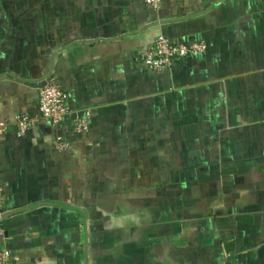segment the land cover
I'll return each mask as SVG.
<instances>
[{"label":"crops","instance_id":"0c3cea01","mask_svg":"<svg viewBox=\"0 0 264 264\" xmlns=\"http://www.w3.org/2000/svg\"><path fill=\"white\" fill-rule=\"evenodd\" d=\"M0 184L2 264H264V0H0Z\"/></svg>","mask_w":264,"mask_h":264},{"label":"built area","instance_id":"2783aa9c","mask_svg":"<svg viewBox=\"0 0 264 264\" xmlns=\"http://www.w3.org/2000/svg\"><path fill=\"white\" fill-rule=\"evenodd\" d=\"M152 7H157L160 0H145ZM205 43L193 41L184 43L174 41L164 34H158L153 41L144 48L138 55V60L145 64L148 68L159 70L163 67H168L175 60H182L190 55H197L205 49ZM38 109L41 117L51 121H60L66 113V95L65 91L52 78L40 88L38 98ZM89 111H86L84 116L74 119L73 129L82 131L87 128V116ZM16 124L20 132H25L32 124V118L27 114H19L16 116ZM61 149L65 147L62 141L57 142ZM3 198V187L0 184V203ZM11 256L10 250L0 244V264L5 263Z\"/></svg>","mask_w":264,"mask_h":264},{"label":"water","instance_id":"95a60500","mask_svg":"<svg viewBox=\"0 0 264 264\" xmlns=\"http://www.w3.org/2000/svg\"><path fill=\"white\" fill-rule=\"evenodd\" d=\"M232 244H233L232 241L226 242V244H225L226 250H231L232 249Z\"/></svg>","mask_w":264,"mask_h":264},{"label":"rangeland","instance_id":"374dc122","mask_svg":"<svg viewBox=\"0 0 264 264\" xmlns=\"http://www.w3.org/2000/svg\"><path fill=\"white\" fill-rule=\"evenodd\" d=\"M114 229L116 230V228H114ZM117 229H118V228H117ZM115 236H116V234H115ZM113 237H114V235L111 236V239H113ZM114 241H116V238H115ZM108 245H109V244H104V249H107V248H108Z\"/></svg>","mask_w":264,"mask_h":264}]
</instances>
